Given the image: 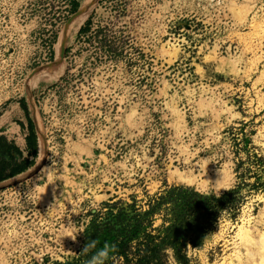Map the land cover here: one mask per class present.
<instances>
[{"label":"rangeland","instance_id":"374dc122","mask_svg":"<svg viewBox=\"0 0 264 264\" xmlns=\"http://www.w3.org/2000/svg\"><path fill=\"white\" fill-rule=\"evenodd\" d=\"M72 1L0 0V175L35 162L0 182V264H88L105 225L131 236L106 264L247 263L264 234V0Z\"/></svg>","mask_w":264,"mask_h":264},{"label":"trees","instance_id":"16d2710c","mask_svg":"<svg viewBox=\"0 0 264 264\" xmlns=\"http://www.w3.org/2000/svg\"><path fill=\"white\" fill-rule=\"evenodd\" d=\"M71 3H72L73 13L77 12L80 7V4L76 0H73ZM84 30L85 29H82L81 32H83ZM21 107L23 111L25 112V115L28 120V125H29L28 126L29 135L27 137V149L29 151V154H31V156L35 159L38 156V136L35 130L34 123L29 116V110L27 108L25 101L21 102ZM34 163H35L34 161H31V162L27 161L25 166L12 170L8 176L0 175V182H3L4 180L9 179V178H14L26 172L30 167L34 166ZM124 230H125V227L124 229H122V231L115 232L114 229H112L108 225L100 226L97 228L95 226L90 227L87 232V237H88L87 241L95 240L96 248L90 250L88 255L82 253V260L83 261L89 260L91 256L94 255L97 251L103 249L106 244L109 245L111 248V251L109 253V259L107 260V262L112 260L115 256H118V257L126 256V259H128L129 254L126 253V248L128 247L130 243L131 236L127 237V235H124V232H123ZM147 253L148 252L145 253V256L143 258L144 260L141 259L136 264L152 263L153 258L152 256L147 257Z\"/></svg>","mask_w":264,"mask_h":264},{"label":"clouds","instance_id":"9594fccd","mask_svg":"<svg viewBox=\"0 0 264 264\" xmlns=\"http://www.w3.org/2000/svg\"><path fill=\"white\" fill-rule=\"evenodd\" d=\"M96 248V241L91 240L87 241V243L84 245L80 253L88 254L90 250ZM111 251V248L109 245H105L103 249L97 251L94 255L91 256V258L88 261V264H106L107 260L109 259V253ZM171 251L170 249H166L165 252Z\"/></svg>","mask_w":264,"mask_h":264},{"label":"bare ground","instance_id":"6f19581e","mask_svg":"<svg viewBox=\"0 0 264 264\" xmlns=\"http://www.w3.org/2000/svg\"><path fill=\"white\" fill-rule=\"evenodd\" d=\"M257 27V26H256ZM264 29V28H263ZM243 232H244V230H243ZM242 233V232H241ZM243 234V233H242ZM244 237H243V239L245 238V240L247 241V242H249L250 241V235H249V233L246 231L245 233H244ZM262 237V239H261V243L259 244V246H258V251L256 252V253H254V254H252V255H250V257L252 258V259H249V261L246 263H244V262H242L241 260L239 261V264H264V234L261 236ZM245 240H243V241H245ZM256 257V258H253V257Z\"/></svg>","mask_w":264,"mask_h":264}]
</instances>
